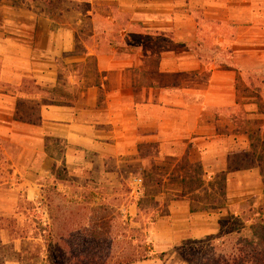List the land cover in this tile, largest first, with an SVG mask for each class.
Returning a JSON list of instances; mask_svg holds the SVG:
<instances>
[{
  "label": "crops",
  "instance_id": "obj_1",
  "mask_svg": "<svg viewBox=\"0 0 264 264\" xmlns=\"http://www.w3.org/2000/svg\"><path fill=\"white\" fill-rule=\"evenodd\" d=\"M75 2L57 23L0 0V264H45L50 188L138 229L151 201L134 264H183L157 255L218 234L203 192L261 183L264 0Z\"/></svg>",
  "mask_w": 264,
  "mask_h": 264
},
{
  "label": "rangeland",
  "instance_id": "obj_2",
  "mask_svg": "<svg viewBox=\"0 0 264 264\" xmlns=\"http://www.w3.org/2000/svg\"><path fill=\"white\" fill-rule=\"evenodd\" d=\"M8 1V0H7ZM21 0H11L12 5H19ZM24 2V0H23ZM29 6H33L38 9L39 14L50 20L56 21L57 23L62 22H70L73 19V15L59 13L58 11H62L64 8L78 6L77 2L73 4V0H28ZM73 4V5H72ZM83 8V5L82 7ZM61 9V10H60ZM259 145V141H256ZM4 142L0 143V153L6 148ZM259 154L257 157L247 158L243 165H248L250 162L260 163L263 174L261 175V183L257 180L256 176L253 178L249 177H237L232 180L237 182L240 181L242 183H249L245 186L247 188L251 187L247 192H241L243 196L234 197V201H230L233 203L231 206L226 205L225 192L221 188L224 185V178L220 177L216 179L214 182L215 187L217 188L214 193H208V191H204L203 195L200 196L201 200L204 202H215L213 209L217 211L221 210V220L217 221V226L220 222H226L230 218L234 216H239L241 223L239 224L241 227H250V220L254 219V216L257 217V214L263 217L264 220V148L258 147ZM255 158V159H254ZM244 157L241 159L243 160ZM2 157L0 156V167H2ZM1 180L5 178V175L0 174ZM197 178V175H196ZM212 183V182H211ZM78 197H84V201L74 200V195L72 197L67 198L63 196L61 193L57 192L50 188L48 196L52 202V207L50 208V216L53 219L51 228L44 234L43 247L39 249L41 254H43V259L45 257V264H50L48 259V247L49 249L57 250V251H70V252H80L86 251L89 254L94 255H106V253H118L120 251H125L129 248H140L142 250H147V248H151L152 244L146 241L144 237V231L150 229V219L149 216L151 213L147 212L150 206H152L151 201H147L143 203L142 211L143 215L139 217V221L141 223L140 229L137 227H133L131 223L125 222L120 218H114V215L111 225H105V212L103 211V207L97 208L92 207L90 205L91 199L88 192V196L81 192H74ZM104 193V192H103ZM119 195H125L126 190H121L118 192ZM236 193V192H235ZM240 193V192H239ZM86 195V196H85ZM238 195V192H237ZM235 195V196H237ZM88 198V199H87ZM126 197H124L125 199ZM240 198V199H239ZM120 204V197L117 198ZM108 200V199H106ZM115 204V203H113ZM28 207V206H27ZM31 210L33 207H29ZM254 212L252 214L251 212ZM35 214V212L30 211ZM227 216H226V214ZM150 218H149V217ZM155 217V215H153ZM242 220H248V223H244ZM103 221V222H102ZM30 228L34 230H41L40 226L35 225V221L29 223ZM124 235L125 238H119L120 235ZM71 235V239L67 240V236ZM51 237H53L51 239ZM52 241V242H51ZM188 242H192V240H188L186 242H182L176 245L172 250L164 255H157L160 259H163L164 256L169 259L173 257L174 261L186 264L181 258V247L186 245L189 246ZM197 242V241H196ZM33 251V250H32ZM34 256H36V252H32ZM100 257V256H99ZM90 262L87 264H91ZM96 263V262H95Z\"/></svg>",
  "mask_w": 264,
  "mask_h": 264
},
{
  "label": "trees",
  "instance_id": "obj_3",
  "mask_svg": "<svg viewBox=\"0 0 264 264\" xmlns=\"http://www.w3.org/2000/svg\"><path fill=\"white\" fill-rule=\"evenodd\" d=\"M103 211L106 217L105 225L110 226L112 220L106 209ZM251 213L254 214L253 211ZM240 220L239 216H234L224 223L220 222L217 235L197 242H188L189 246H182L180 252L183 261L186 264H264L263 217L258 213L257 217L254 216V219L250 220L251 226L248 228L241 227ZM242 221L248 223V220ZM70 239L71 235H68L67 240ZM150 251L151 248L142 251L140 248H129L99 257L83 250L57 251L48 247V259L50 264H134L150 259Z\"/></svg>",
  "mask_w": 264,
  "mask_h": 264
}]
</instances>
